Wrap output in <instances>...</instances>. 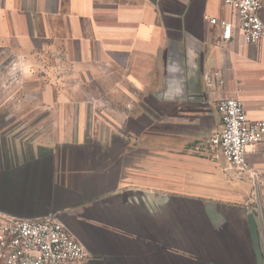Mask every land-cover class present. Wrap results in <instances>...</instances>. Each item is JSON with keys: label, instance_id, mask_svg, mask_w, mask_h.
Wrapping results in <instances>:
<instances>
[{"label": "crops", "instance_id": "1", "mask_svg": "<svg viewBox=\"0 0 264 264\" xmlns=\"http://www.w3.org/2000/svg\"><path fill=\"white\" fill-rule=\"evenodd\" d=\"M237 21L223 0H0V81L32 66L0 102V221L57 218L83 264H260L264 144L239 174L210 142L221 100L263 111L264 38Z\"/></svg>", "mask_w": 264, "mask_h": 264}, {"label": "built area", "instance_id": "2", "mask_svg": "<svg viewBox=\"0 0 264 264\" xmlns=\"http://www.w3.org/2000/svg\"><path fill=\"white\" fill-rule=\"evenodd\" d=\"M237 13L238 29L248 43L264 38V20L261 10L264 0H223ZM213 25H223V39L230 40L232 23L211 18ZM219 76V74H216ZM223 83V81H221ZM222 129L210 139L216 152L224 157L231 169L248 173V149L264 144V106L262 115L252 119L244 103L236 97L221 100L217 105ZM250 178L258 180L254 172ZM0 221V259L4 264H83L91 254L55 217L22 219L3 217Z\"/></svg>", "mask_w": 264, "mask_h": 264}, {"label": "rangeland", "instance_id": "3", "mask_svg": "<svg viewBox=\"0 0 264 264\" xmlns=\"http://www.w3.org/2000/svg\"><path fill=\"white\" fill-rule=\"evenodd\" d=\"M12 62L13 61H11L9 59L3 65V68H2L3 69L2 72L4 73V75H3L2 81H0V87H2V91H5L4 89H7V92L6 93H8L7 94L8 96H3L2 95V97H0V102L1 101H5L6 99H7V102L8 103H12V102L13 103H16V102H18V100H16V97L15 96H12L11 94L14 93L16 87H18L20 85L19 83H21V81L15 79L14 77H12V76L9 75V66L11 65ZM18 98H21V97H18ZM22 98H23L24 102L26 103V102H28L26 100L30 99L31 97H22ZM10 118L11 117L9 116V119ZM9 124H10V122H9ZM27 130H29V129H27V128L22 129L21 127L15 128L14 126L13 127H9L7 129V136L9 138H16V136H19L22 133H26Z\"/></svg>", "mask_w": 264, "mask_h": 264}, {"label": "clouds", "instance_id": "4", "mask_svg": "<svg viewBox=\"0 0 264 264\" xmlns=\"http://www.w3.org/2000/svg\"><path fill=\"white\" fill-rule=\"evenodd\" d=\"M32 72L31 62L24 56H17L9 66V75L19 81L28 79Z\"/></svg>", "mask_w": 264, "mask_h": 264}, {"label": "water", "instance_id": "5", "mask_svg": "<svg viewBox=\"0 0 264 264\" xmlns=\"http://www.w3.org/2000/svg\"><path fill=\"white\" fill-rule=\"evenodd\" d=\"M248 220L250 223L252 237H253L255 250H256L258 259L260 261V264H263L264 258H263V254H262L261 244H260L261 235L258 233V230H257V223H256L257 221H256V219H254V215H250Z\"/></svg>", "mask_w": 264, "mask_h": 264}]
</instances>
